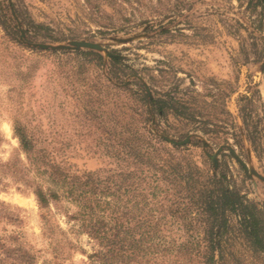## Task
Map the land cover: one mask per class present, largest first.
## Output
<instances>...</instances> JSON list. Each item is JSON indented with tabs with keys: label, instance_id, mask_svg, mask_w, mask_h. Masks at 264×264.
Segmentation results:
<instances>
[{
	"label": "rangeland",
	"instance_id": "1",
	"mask_svg": "<svg viewBox=\"0 0 264 264\" xmlns=\"http://www.w3.org/2000/svg\"><path fill=\"white\" fill-rule=\"evenodd\" d=\"M251 1L6 0L22 31L25 22L16 11L63 42L29 44L24 32L11 40L0 27V264H85L98 250L70 219L73 205L40 209L28 156L15 134L17 125L42 134L65 169L113 167L100 144L99 120L83 126L73 117L85 119L87 111L98 109L91 87L97 76L109 78L108 67L101 71L86 64L73 80V63L59 67L54 53L95 51L108 60L110 50H122L133 69L160 80L157 89L196 91L201 101L214 103L205 119L217 134L191 130L168 116L162 135L168 144L188 146L203 169L215 172L225 164L244 183L248 198L264 206V171L239 112L243 96H252L258 110L264 105V24H259L261 8H251ZM34 45L51 53L33 52ZM107 99L103 118L112 108ZM225 108L232 116L224 125ZM236 251L246 264H259L242 245Z\"/></svg>",
	"mask_w": 264,
	"mask_h": 264
},
{
	"label": "trees",
	"instance_id": "2",
	"mask_svg": "<svg viewBox=\"0 0 264 264\" xmlns=\"http://www.w3.org/2000/svg\"><path fill=\"white\" fill-rule=\"evenodd\" d=\"M259 7L263 25L264 0L251 1V8ZM15 14L25 22L24 31L9 16L6 0H0V27L11 40L24 32L29 44L63 42L49 27ZM53 55L59 67L73 63V80L86 64L101 71L106 66L109 73V78L97 76L91 87L98 109L87 111L85 119L73 117L83 126L99 120L100 144L113 167L82 173L65 169L42 134L15 127L40 209L48 211L53 203L73 205L76 212L70 219L97 244L85 264H246L236 251L238 244L264 264V206L248 198L244 183L225 164L215 172L203 169L191 159L188 146L168 144L162 135L168 116L191 130L217 134L205 119L214 103L201 101L196 91L157 89L160 80L133 69L122 50H110L108 60L95 51ZM105 98L112 107L106 119L100 110ZM240 102L246 138L264 171V105L258 110L250 95ZM223 114L225 125L232 114L227 108Z\"/></svg>",
	"mask_w": 264,
	"mask_h": 264
}]
</instances>
